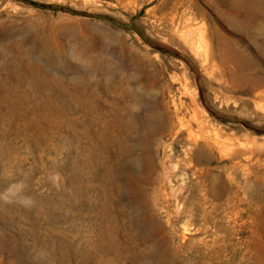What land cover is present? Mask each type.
<instances>
[{"label":"rangeland","instance_id":"1","mask_svg":"<svg viewBox=\"0 0 264 264\" xmlns=\"http://www.w3.org/2000/svg\"><path fill=\"white\" fill-rule=\"evenodd\" d=\"M263 11L0 0V264H264Z\"/></svg>","mask_w":264,"mask_h":264},{"label":"bare ground","instance_id":"2","mask_svg":"<svg viewBox=\"0 0 264 264\" xmlns=\"http://www.w3.org/2000/svg\"><path fill=\"white\" fill-rule=\"evenodd\" d=\"M227 4H229V3H227ZM190 5H191V3H190ZM256 7H258V6L256 5ZM261 13H262V11H261ZM263 13H264V11H263ZM194 14L195 13L192 12V10H191V8L189 6H185V8H184V1H182V2L180 1V3L178 5L174 6L168 13H166L161 18V21L163 23H165L168 27H170L174 33H176L178 36H181L183 39H185L187 42H189L191 44V46H192L193 44L195 45V42H193V38L195 37V36L193 37V35H194L193 33H195V31H196V30H193L192 29V26H193V24H194V22L196 20L198 21V19H197L198 17L196 18V16ZM199 19H200V16H199ZM261 26H262V23H261ZM204 30H202V31L200 30L201 32H199L198 35H197L198 36L197 39H198L199 43L202 45V48L203 49H201L202 50L201 52L200 51H197L196 52V56H199V58L201 59V61L203 62V64H205L206 66H208V69H210L208 71L209 72V75H210V78L211 79L213 78L216 81V83H218L219 86L222 87V89H224V90H226L228 92V90L230 91V89H228L229 88L228 81H227L226 76H225V73H224L225 69L223 71V69L221 68L220 64L218 65V63L215 60L214 53L212 52V50L210 48H208V43L206 42L205 34L203 32ZM258 34H259V36H261V39L260 38L259 39L262 41V43L264 45V31H261V32L259 31ZM195 38H194V40H196ZM188 46H190V45H188ZM221 62L222 61H220V63ZM226 69H228V68L226 67ZM263 93L264 92H262V94ZM191 117H192V120H193V122H194V124L196 126V128H193V129H196V132L198 134H200V136L207 135L208 139L207 138H205V139H207L206 141L209 142V143H211V144L216 145V144L220 143L219 142V139L221 140V138H219L217 136V134H216L217 132L214 133V134H212V135H210V134H208V132L205 131L206 130V123L203 120V118H201L199 116V113L198 112L195 113V114H192ZM160 122H161V120H160ZM189 122L190 121H188V123ZM184 123H186V122H184ZM184 130L185 131H188V134H191L192 133V128L187 127L186 125H184ZM191 135H193V134H191ZM200 136L198 138H200ZM201 138H203V137H201Z\"/></svg>","mask_w":264,"mask_h":264}]
</instances>
